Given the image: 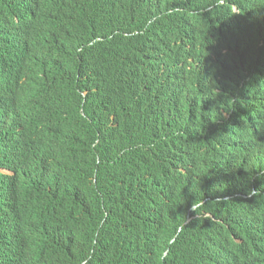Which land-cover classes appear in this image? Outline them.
<instances>
[{
	"label": "trees",
	"instance_id": "trees-1",
	"mask_svg": "<svg viewBox=\"0 0 264 264\" xmlns=\"http://www.w3.org/2000/svg\"><path fill=\"white\" fill-rule=\"evenodd\" d=\"M45 1L83 15L55 89L94 80L93 110L23 126L22 95L0 85V264H264V0H227L251 30L237 51L218 0ZM24 2L0 0V43L11 13L14 36L1 74ZM73 136L97 147L40 164Z\"/></svg>",
	"mask_w": 264,
	"mask_h": 264
},
{
	"label": "clouds",
	"instance_id": "clouds-1",
	"mask_svg": "<svg viewBox=\"0 0 264 264\" xmlns=\"http://www.w3.org/2000/svg\"><path fill=\"white\" fill-rule=\"evenodd\" d=\"M78 1L80 4L82 3V0ZM25 2L27 10H29L31 15L32 11L37 7V11L35 12L36 18L33 19V23L35 24L30 25V29L32 31L31 33L32 35L34 34V39L27 41L28 45L25 47V49H22L20 44V35H17L18 44L16 47L17 53L15 55L16 61L13 63L11 60L13 57L10 50L12 46V40L14 38L11 29L13 24L11 13L4 22V24L7 23L8 25L6 33L3 31V28L1 30L3 41L0 43V64L4 60L7 53L9 54L8 57H11L10 60L8 59V64L12 63L15 64V66L10 65L8 73H4L9 80L6 81L10 83V85H6V87H4V83H2L5 82L4 80L0 82V85L3 88H8V86H10V90L18 92L22 95L23 98L20 111H23L27 114L25 121L35 125V129L61 126L66 123L73 122L78 116H82L81 111L77 109L79 105H81L79 102L80 94H78L77 97V88L75 87L74 93L69 90L65 94H60L56 91L55 87L62 82L60 77L63 76L61 69H56V65H63L64 58L61 57V55H63V53H66L65 55H70L76 45L75 38L78 34V29L77 26H74V12L71 8H50L46 4L45 0H38L35 7L32 6L30 0H25ZM217 2L218 3H216L214 7L215 9L219 10L227 25L226 34L229 39L230 49L237 51L241 47L242 37L251 31L243 26V10L240 8V23L238 26L236 22L235 7L232 6L231 8H228L227 0H218ZM231 2L233 4L234 1L231 0ZM67 3H70V5L74 8V3L66 0V4ZM252 6L253 5H251V8H249L245 18L247 19L251 29L253 27L256 14L255 10L253 11ZM20 11L21 8L19 6L17 8L19 15ZM17 25L19 29L22 26L20 17L17 18ZM53 30L58 35L56 41L59 43V47H69V51L64 49H59L56 51L54 47L51 46L49 32ZM132 33L139 34L140 36L144 37L147 34L146 27L140 30H134ZM51 51H54V53L47 55V53ZM24 53L28 56L27 59L23 55ZM37 56H39L38 61ZM26 62H28V64ZM47 62L48 64H45ZM0 70L2 71V66L0 67ZM14 74L16 75L14 76ZM41 78H47L48 81H45ZM89 80L90 79H84L81 81L84 82L83 89L86 92V96L84 94L83 98L90 101L88 106L91 112L93 110L94 93L96 89L95 81L90 80L91 84L89 85ZM47 89H49V93H45V90ZM87 95L89 96L87 97ZM93 117L94 112H92L90 117L92 123H94ZM83 142H85V146H87L90 142L89 147L92 150L95 149L96 141L88 140ZM99 157L100 156L97 154H94V158L91 161L92 167L90 168V173L94 183L97 181V178L102 175L100 167H104V162H99ZM95 161L99 163L97 165H93ZM3 172L4 174H8L6 170ZM34 175L38 176L44 174L40 170L36 169ZM39 180L52 181V179L43 178H39ZM176 238L177 236L170 240L169 244H173Z\"/></svg>",
	"mask_w": 264,
	"mask_h": 264
},
{
	"label": "bare ground",
	"instance_id": "bare-ground-1",
	"mask_svg": "<svg viewBox=\"0 0 264 264\" xmlns=\"http://www.w3.org/2000/svg\"><path fill=\"white\" fill-rule=\"evenodd\" d=\"M37 1L38 0H30V2H31V4H32L33 7L36 6ZM20 8H21L22 11L26 12V17H27V20L26 21L27 22L24 23V25H22L20 29L18 27H16V28H17V31L20 33V44H21V47H22V49H25V47L28 45L27 44V41H31V40L34 39V34L32 35V33H31L32 31L30 29V25H34L35 24V23H33V19L36 18L35 12L37 11V7L32 11V15L29 13V10H27L26 2H24L20 6ZM76 13H78V12H76ZM15 16H17V15H15ZM81 16H83V15L82 14L81 15L80 14H74V17H81ZM82 23H84V22L77 23L74 20V26H79ZM49 36H50L51 46L54 47V49L56 51H58L59 49H64V50H68L69 49V47H65L64 45H63L64 47H59V43L56 41L58 35L54 32V30L51 31V32H49ZM74 51L75 52L78 51V48L74 47ZM53 53H54V51H51V52H48L47 55L53 54ZM65 54L66 53H63V55H61V57H63L64 60L69 63L70 55H65ZM23 55L27 59L28 56L25 53ZM38 58H39V56H37V61H38ZM4 60H6V57L4 58ZM14 61H16V59L12 60L13 63H14ZM26 63L28 64V62H26ZM45 64H48V62L45 63ZM13 66H15V64H13ZM58 66L59 65H56V67H58ZM46 69H49V68H46ZM61 70L64 71V69H61ZM1 73H3V72L2 71L0 72V79L4 80V78H5V80L9 81L7 77H2V75L5 76V74H1ZM15 75L16 74H14V76ZM41 79H44L45 81H48L47 78H41ZM7 81L4 82V87H6V85H10V83H7ZM75 81H76V88H77V90H76L77 97H78V94H80V98H79L80 100H79V102L81 104V105H79V107L77 106L78 107L77 109L79 111H81V113H82V116H78L75 119V121H77V120L80 121L83 118V120L85 121V124H86V122L88 121V117H89L86 114V109H87V106H88V100L83 98V95L84 94L86 96V92L84 91V89L82 87V85H83L82 81L79 78H77V79L75 78ZM9 87L10 86H8V88ZM9 89H11V88H9ZM45 93H49V89L45 90ZM87 97H88V95H87ZM5 103H9V102L6 101ZM17 114H18V111H15V115H17ZM18 120L23 123V126H24V124H26V125L30 126L31 128H35L36 127L35 125H33L30 122L21 120L19 118H18ZM85 124H84V127H85ZM79 129H80V127L78 125H75V126L73 125L70 129L64 130L62 133H63V135H67L68 131H71L72 134L76 133V135H78L77 132H78ZM59 146H64L67 149H60L58 151H54L51 154H46L45 156H43L42 158H40L41 161H42L40 164L42 166H46L47 165L46 163H48V162H51V163L54 162L55 167H58V166L65 167L67 165L66 156H68V154H69L68 150H75L77 148L78 149H84L86 147L85 146V142L79 143L74 138V136L72 137L69 146L67 145V143H66L65 140H62V142H60V145ZM36 147L38 148L39 147V144L36 143ZM96 147H97V145H95V148ZM60 173L65 174V172H60ZM73 174H74V172H72V176H73ZM55 180H56V178H55ZM56 181H58V180H56Z\"/></svg>",
	"mask_w": 264,
	"mask_h": 264
},
{
	"label": "water",
	"instance_id": "water-1",
	"mask_svg": "<svg viewBox=\"0 0 264 264\" xmlns=\"http://www.w3.org/2000/svg\"><path fill=\"white\" fill-rule=\"evenodd\" d=\"M18 60H19V57H18Z\"/></svg>",
	"mask_w": 264,
	"mask_h": 264
}]
</instances>
